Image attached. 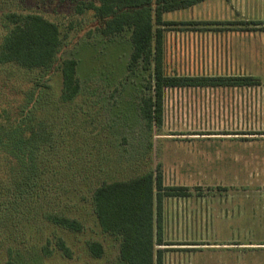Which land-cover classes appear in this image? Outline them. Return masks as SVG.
<instances>
[{
    "label": "rangeland",
    "instance_id": "obj_1",
    "mask_svg": "<svg viewBox=\"0 0 264 264\" xmlns=\"http://www.w3.org/2000/svg\"><path fill=\"white\" fill-rule=\"evenodd\" d=\"M88 1L0 0V45L13 27L8 15L42 14L59 26L64 43L59 58L77 59L82 83L74 101L52 104L47 110V132L57 152L51 159L56 169L51 176L65 185L66 192L49 185L45 203L49 210L57 206L75 211L72 216L81 220L82 229H65L24 214L15 223L9 219L19 167L8 151L14 128L9 122L0 130L4 135L0 138V264H127L120 259L118 241L102 231L94 215L92 186L105 174L123 171L128 178L158 167L166 186L185 187V195L163 199L162 242L156 250H162L164 264H264V40L247 42L257 50L256 63L229 66L226 61L224 70L216 71L214 61L208 64L204 57L219 59L220 53L227 59L226 47L206 55L202 46L192 47L194 61L189 60L187 41L174 36L190 26L164 25L169 37L163 52L166 75L255 80L238 86L231 85L233 81L219 86L194 81L166 87L162 124L149 128L139 112L147 74L138 70L130 75L127 69L130 32L104 36L92 10L78 12L77 7ZM237 23L219 30L264 32L262 22ZM48 77L0 63V115L9 121L24 115L37 82L47 81L51 88H46L44 97L57 101L62 90L60 69ZM30 120L34 134L32 128H23L22 153L36 160L44 177L47 153L35 137L41 132L36 117ZM72 172L80 177H69ZM61 241L69 254L61 249ZM93 241L102 243L101 257L89 250Z\"/></svg>",
    "mask_w": 264,
    "mask_h": 264
},
{
    "label": "trees",
    "instance_id": "obj_2",
    "mask_svg": "<svg viewBox=\"0 0 264 264\" xmlns=\"http://www.w3.org/2000/svg\"><path fill=\"white\" fill-rule=\"evenodd\" d=\"M198 1L90 0L82 3L84 6L77 7L79 13L84 9L93 11L99 30L106 37L130 32L132 50L127 69L130 75L138 70L147 74L145 77L147 92L141 97L139 112L144 124L149 128L162 124L163 95L166 87L193 85L194 81L201 85L217 86L229 85L227 81H233L231 85L254 84L251 82L255 80L254 77L242 79L243 77H190L165 74L162 27L171 23L162 19L163 14ZM6 19L13 27L0 45V63L36 71L39 78L46 80L56 69H60L62 75V90L57 101H51L50 96L44 97L45 90L49 87L47 81L37 82L27 98L24 115L17 114L15 119L12 118L10 121L0 115V130L8 126L9 122L14 125L8 151L9 155L19 162L18 174L11 189L9 219L15 223V220L24 214L36 221L40 217L58 227L80 231L81 220L72 216L75 211L60 210L57 206L52 210L45 207L50 195V192L47 193L49 185L56 192L59 188L66 192L65 185L61 187V184L56 183L51 176L53 171H56L52 167L51 159L57 152L54 151L52 145L55 147V144L47 132V110L52 104L74 101L80 94L82 83L78 73V61L73 57L59 58L64 46L59 26L42 14L30 13L25 16L10 14ZM34 116L41 131L35 137L47 153L48 168L44 177L36 160L31 156H24L21 148L24 141L23 128L26 129L27 126L32 128L34 134V125L30 120ZM0 138H4V135L1 134ZM77 176L80 177L79 174L74 175L72 172L69 177ZM43 178V182L40 183L38 180ZM184 188L166 186L159 167L128 178L123 176V171L105 174L102 182L92 186L90 193L92 210L102 231L118 241L121 260L127 264H164L162 250H156V245L162 242L163 199L168 195L184 194ZM60 247L69 254L64 241H61ZM88 248L95 257H101L104 253L103 245L98 241L89 242ZM12 253L10 249L8 251L10 260Z\"/></svg>",
    "mask_w": 264,
    "mask_h": 264
},
{
    "label": "crops",
    "instance_id": "obj_3",
    "mask_svg": "<svg viewBox=\"0 0 264 264\" xmlns=\"http://www.w3.org/2000/svg\"><path fill=\"white\" fill-rule=\"evenodd\" d=\"M174 14L175 16L177 15L176 18H174ZM162 19L171 23L167 25L176 23L190 26L187 30L177 32L182 35L174 36L175 40L183 36V40L187 41L189 60L191 59L194 61V57L191 53L192 47L202 46L200 51H204L205 55L207 52L209 54L211 50L213 53L216 52L217 49V52H222L220 48L224 49L226 47L230 56L227 59L225 57L222 58V54L220 53L217 55L219 59L204 57L205 62L208 64L214 61V68L216 71L224 70V64L238 66L240 64H245L246 61V65L250 64L251 66V64L256 63L254 61V55H256L255 51L257 50L251 45H247V42L250 44V41L252 43V41L260 42L264 40V32H262V34L252 32L253 34L246 35L238 31L224 33V31L219 30L229 22L236 24L242 20L248 23L262 22L264 24V0H199L189 6L165 12ZM162 28L164 29L163 46H166L169 37H167V33L165 32L167 29L164 25ZM216 41H219L218 46ZM248 47L252 48L254 52H248V50H251ZM221 59H223V61ZM226 61H228V64H226ZM234 68L244 69L242 67ZM253 70L254 69H250V71Z\"/></svg>",
    "mask_w": 264,
    "mask_h": 264
}]
</instances>
